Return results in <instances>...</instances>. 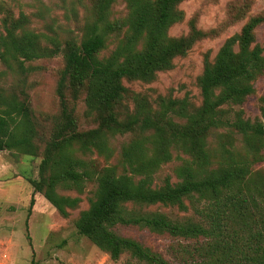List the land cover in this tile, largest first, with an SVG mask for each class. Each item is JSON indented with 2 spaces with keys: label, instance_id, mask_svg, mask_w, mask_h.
Segmentation results:
<instances>
[{
  "label": "trees",
  "instance_id": "trees-1",
  "mask_svg": "<svg viewBox=\"0 0 264 264\" xmlns=\"http://www.w3.org/2000/svg\"><path fill=\"white\" fill-rule=\"evenodd\" d=\"M117 1L90 0L79 31L60 33L51 24L49 32L35 29L30 14L0 0V150L40 157L32 192L63 217L81 197L59 189L81 194L94 182L75 228L114 261L128 254L122 264H264V172L255 168L264 161V96L261 118L244 117L240 107L264 74L255 34L264 12L248 14L253 0H231V21H245L213 58L204 54L196 105L187 95L150 98L124 82L155 80L214 29L190 17L187 32L170 35L184 19L182 0H122L124 14L114 16ZM57 55L55 106L42 112L28 76ZM173 157L176 180L166 174L157 184ZM152 205L193 216L144 210ZM124 227L175 240L174 260L117 231Z\"/></svg>",
  "mask_w": 264,
  "mask_h": 264
},
{
  "label": "rangeland",
  "instance_id": "rangeland-1",
  "mask_svg": "<svg viewBox=\"0 0 264 264\" xmlns=\"http://www.w3.org/2000/svg\"><path fill=\"white\" fill-rule=\"evenodd\" d=\"M17 13L30 14L32 25L39 31L49 32L51 24L60 33L68 30L78 32L85 20V11L90 0H5ZM231 0H182L179 7L184 12V19L169 28L170 35H180L188 30V19L195 17L196 25L203 29H214V34L196 42L184 56L174 59V66L158 73L155 80L149 83L125 81V85L137 92H144L150 98L157 95L182 97L187 95L194 103H200L196 78L201 73L203 57L208 53L210 58L216 54L223 41L238 32L245 19L231 21L228 15ZM124 2L118 0L113 7V15L124 14ZM264 12V0H253L248 14ZM256 40L264 48V23L256 28ZM63 35V34H61ZM113 44L105 50L107 53ZM61 56L47 59L46 66L28 76L32 105L37 110L49 112L55 106L54 88L56 71L61 65ZM35 61L33 64H37ZM3 66L0 63V69ZM264 96V74L254 81V92L240 106L244 117L254 120L261 118L260 97ZM238 106H233L237 110ZM233 116V113H231ZM81 127L88 122H80ZM112 143L116 144V140ZM183 156V155H182ZM91 158L102 161L95 153ZM40 157L26 156L13 150H0V264H122L129 258L122 254L118 260H112L106 252L97 248L87 237L77 233L75 220L79 211L88 206L93 197L94 182H87L83 192L59 189L60 193L71 196L79 195L81 201L75 209L69 210L66 217L39 193L32 192L29 179L37 177V165ZM111 160L110 162H112ZM180 159L173 157L156 173V183L160 184L167 174L176 180L173 167ZM264 172V161L255 165ZM34 198L31 205L30 199ZM144 210H158L173 219L193 216L192 210L180 212L174 206L152 205ZM119 233L132 235L161 252L170 260L173 259L172 247L175 240L136 228H120Z\"/></svg>",
  "mask_w": 264,
  "mask_h": 264
}]
</instances>
